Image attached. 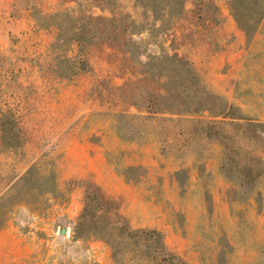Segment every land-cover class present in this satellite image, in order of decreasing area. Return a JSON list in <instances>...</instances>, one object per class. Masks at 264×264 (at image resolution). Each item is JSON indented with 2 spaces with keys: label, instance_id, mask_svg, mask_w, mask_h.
I'll return each instance as SVG.
<instances>
[{
  "label": "rangeland",
  "instance_id": "obj_1",
  "mask_svg": "<svg viewBox=\"0 0 264 264\" xmlns=\"http://www.w3.org/2000/svg\"><path fill=\"white\" fill-rule=\"evenodd\" d=\"M181 6V0H0V259L9 253L13 264H95L86 251L95 239L111 248L114 264H157L147 243L127 245L108 224L134 229L122 209L141 206L129 201L127 185L184 226L186 202L152 182L159 171L138 164L131 148L182 136L208 154L216 150L208 141L218 143L239 220L202 216L195 262L176 256L186 264H264V228L257 232L254 211L243 207L255 197L264 213V19L246 34L230 0L241 43L236 36L223 43V32L205 23L218 13L213 0L198 3L196 30L180 25ZM251 9L246 4V20ZM183 28L192 32L178 37ZM237 43L242 67L230 73L223 44ZM214 45L224 48L219 55L211 53ZM204 92L232 105L231 117ZM201 98L216 112L197 110ZM102 162L112 173L85 176ZM187 178L178 172V186ZM203 204L212 214L211 194ZM24 244L36 252L19 262Z\"/></svg>",
  "mask_w": 264,
  "mask_h": 264
},
{
  "label": "crops",
  "instance_id": "obj_2",
  "mask_svg": "<svg viewBox=\"0 0 264 264\" xmlns=\"http://www.w3.org/2000/svg\"><path fill=\"white\" fill-rule=\"evenodd\" d=\"M200 1L190 0L185 3L184 15L186 17H184L180 25L187 23L188 26H192L196 30V16H198V3ZM213 1L218 13L215 19L205 22L206 27L216 31L221 30L223 33L220 39L223 43L231 41L235 36L237 37L236 41L241 43V33L238 31V27H236V22L228 13V3L230 0ZM186 32H192V29ZM186 32L183 28L181 32H178V37H182ZM196 37L199 36L197 35ZM202 37L208 39L206 35ZM238 43L230 44V46L223 44L224 48L228 47L229 52L223 54L222 62L223 64L226 63L225 57L227 54L231 56L229 57L228 65L230 73H239L241 71L242 64L240 63V59L243 55V49H241ZM209 47H211L210 44ZM220 48L219 45L212 46L213 51L211 53L219 55L217 54V50H220ZM224 48L222 47L221 50ZM168 118L173 117L169 116ZM208 145L216 148V150L211 151L209 154L201 152L200 148H195L194 145L186 141L182 136L150 138L143 146H140L136 142L131 143L134 158L142 159L138 164H145L152 172L155 170L159 171L158 176L160 177L153 179L152 182L160 183L166 194L171 190H176L178 199L186 202V208L182 211L186 218L183 227L178 226L172 221L169 211L164 206H157L155 203L144 201L143 197L134 187L124 186L130 192L129 201L132 200L135 205L140 204L141 206L134 213L125 210L126 206L122 209L124 216L132 228L161 232L164 236L166 249L175 255L185 257L191 263L195 262L192 257L196 258L199 254L197 249L200 237L196 239L197 237L194 234L200 228L202 216L209 215V221L223 216L227 220L232 218L235 219V222L239 220V216L235 211V208L239 204L231 196L233 190H235V185L221 171L220 153L217 151V149L219 150V145L214 141H208ZM139 147H142V152H139ZM99 150L101 149L96 148V151H98L97 158H101ZM164 156H167L170 162L163 161L162 158ZM153 161L156 162L153 163ZM101 164L96 171L88 170L85 176L91 177L94 174L101 177L105 173H112V170L108 168L106 163L102 162ZM180 171H186L188 174L186 184L183 187L178 186L176 179V175ZM207 194H211L212 199L215 201L212 214H209L208 210L203 209V201L206 200ZM243 207L254 211L257 232H262L264 228V213L262 214V211L258 207L256 209V198H250L249 202L243 205ZM76 243L81 244L80 241ZM86 251L92 255L95 264H114L111 248L103 241L95 239L89 241ZM23 252L18 258L19 262L23 259H30L32 254L36 252V248L34 244H24ZM0 264H13L11 263L9 253H7L5 258L0 259Z\"/></svg>",
  "mask_w": 264,
  "mask_h": 264
},
{
  "label": "trees",
  "instance_id": "obj_3",
  "mask_svg": "<svg viewBox=\"0 0 264 264\" xmlns=\"http://www.w3.org/2000/svg\"><path fill=\"white\" fill-rule=\"evenodd\" d=\"M235 1L237 3H235ZM185 0H181V10L184 8L183 3ZM246 4L251 6L250 17L246 20L244 17L245 14V6ZM233 15L234 18L240 27L246 34H250L253 31L256 33L259 24L264 19V0H233ZM206 97H208L212 102L219 101L222 104V109L219 111V114H223L226 117H231L230 112L233 111L232 105H230L227 101L223 100L220 97L214 96L209 93H205ZM200 108L197 110H208L211 113H215L216 111L212 109L213 107L207 103H204L202 98L196 103ZM189 112V111H188ZM128 225V224H127ZM126 224L122 227H117L112 224H108V227L111 230H119L121 234L119 236L126 241L127 245L138 244L140 241H144L147 243V249H149V253L153 254L154 259L153 262L156 261L157 264H186L181 263V259L174 254H171L166 249L164 244V236L161 232L156 230H134L127 226ZM113 256L117 260L119 255L118 248L115 244H112Z\"/></svg>",
  "mask_w": 264,
  "mask_h": 264
},
{
  "label": "water",
  "instance_id": "obj_4",
  "mask_svg": "<svg viewBox=\"0 0 264 264\" xmlns=\"http://www.w3.org/2000/svg\"><path fill=\"white\" fill-rule=\"evenodd\" d=\"M62 234H66V229H62Z\"/></svg>",
  "mask_w": 264,
  "mask_h": 264
}]
</instances>
